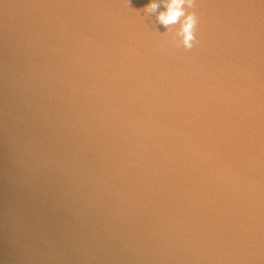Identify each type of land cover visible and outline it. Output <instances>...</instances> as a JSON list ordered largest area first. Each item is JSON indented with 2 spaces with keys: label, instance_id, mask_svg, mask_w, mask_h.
<instances>
[{
  "label": "water",
  "instance_id": "obj_1",
  "mask_svg": "<svg viewBox=\"0 0 264 264\" xmlns=\"http://www.w3.org/2000/svg\"><path fill=\"white\" fill-rule=\"evenodd\" d=\"M0 0V264H264V0Z\"/></svg>",
  "mask_w": 264,
  "mask_h": 264
},
{
  "label": "clouds",
  "instance_id": "obj_2",
  "mask_svg": "<svg viewBox=\"0 0 264 264\" xmlns=\"http://www.w3.org/2000/svg\"><path fill=\"white\" fill-rule=\"evenodd\" d=\"M165 4V10L158 14V19L165 25L177 23L181 17H184L180 34L182 35L183 44L186 48H191L195 40L194 28L196 25V18L193 14L185 15L183 10V4L186 0H162ZM190 2V0H188ZM155 0L146 6L147 9L151 10L156 8Z\"/></svg>",
  "mask_w": 264,
  "mask_h": 264
},
{
  "label": "bare ground",
  "instance_id": "obj_3",
  "mask_svg": "<svg viewBox=\"0 0 264 264\" xmlns=\"http://www.w3.org/2000/svg\"><path fill=\"white\" fill-rule=\"evenodd\" d=\"M250 190V194L252 195H258L260 196L262 199H264V189L262 188H258L257 186H251V188H249Z\"/></svg>",
  "mask_w": 264,
  "mask_h": 264
}]
</instances>
